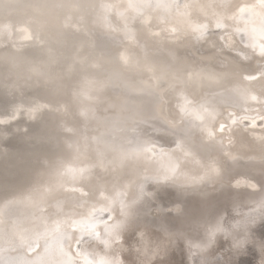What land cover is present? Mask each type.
<instances>
[{"label": "bare ground", "instance_id": "bare-ground-1", "mask_svg": "<svg viewBox=\"0 0 264 264\" xmlns=\"http://www.w3.org/2000/svg\"><path fill=\"white\" fill-rule=\"evenodd\" d=\"M117 1L121 3L116 8L124 10V2ZM179 1L175 0V3ZM227 1L210 0L212 4H223ZM243 2L254 4L257 0H240L235 5ZM98 3V0H0V117L10 116L15 108L22 110V114L14 113V120L0 125V208L5 200H12L14 196L19 201L11 207L10 215L1 217V220H24L27 216L20 219L16 216L24 204L31 205L43 199L46 201L48 196H59L63 191L71 192L73 188H82L80 183H73L70 178L57 175L63 170L62 166L95 165V178L86 177V181L90 180L92 184H106L110 191L105 195L116 196L123 193L127 202L135 199L139 192L138 187L134 185H138L146 175H155L161 170L164 161L152 159L151 152L147 157L124 158L120 145L126 143L130 137L122 135L120 130L130 129L134 120L141 119V113L147 111L144 99L154 96V93L159 98V109H156V102L151 113L156 109V116L176 131L177 140L175 137H155L161 143L158 145L155 141L147 139L150 145L146 146L153 147L157 154L163 152L167 155L176 149L177 143L184 144L183 151H177L173 156V162L180 166V184L184 187L173 184L155 186L152 189L153 198L136 209V215L128 228V237H134L137 231L145 230L153 240L161 239L163 244L169 245L158 257L155 255V244L146 257L143 256L144 249L141 247V264H149L154 258L155 264H187V250L183 241L176 242L173 239L169 244L168 234L163 233L162 229L200 238L206 223L212 222L208 225L211 228L219 221L226 230L240 222V228L231 230L232 236H235L236 232L243 230L246 222L249 226H255L256 234L259 235L262 229L258 220L256 219L254 225L246 213L253 204H257L253 203V200L258 202L264 196V171L263 168L257 169L262 164L248 165L244 162L249 158V154L252 155L249 160L254 156L256 159L264 157V143L258 139L264 136V132L260 131L264 125L257 123L254 132H244L241 127L230 133L226 127L222 137L223 147L218 146L215 140L209 141L206 132L197 133L195 128H190L189 117H182L176 108L180 92L171 90L175 80L167 76L175 75L177 71L171 73V65L165 61L164 55L156 52L157 48L144 50L139 41L127 44L117 36L98 31L94 22H89L95 12L97 18L100 17V10L96 11ZM194 4L199 5V2ZM234 11L233 7L232 15ZM209 13L211 12L209 11L208 15ZM66 18L69 24H63ZM79 18L81 23L78 22ZM233 24L235 25L230 29L226 27L228 31L223 33L214 32L213 25L210 32L212 38L226 36L229 43L237 44L238 49L241 46L240 37L233 34L237 29H243L246 24L238 20H234ZM159 26L162 25L157 22L151 30L146 24L143 32L154 33L159 31ZM21 28L28 31L22 34L19 32ZM160 30L166 32L163 35L165 40L172 39L175 34L170 33L172 29L166 26ZM29 32L33 35L39 34L45 42L44 46L41 47L35 40L27 41L25 37ZM188 38V43L184 45L186 47L179 45L180 49L178 48L183 57L193 52L196 60L201 59L202 55H213L209 51L211 39L208 45H204L197 42L194 35ZM155 39L158 41L159 38L155 36ZM204 50L209 52L204 54ZM122 54L131 57L130 65L125 66L120 61ZM193 57H188V61L183 60L185 66L178 68L179 71L188 67L187 71H180L185 77L189 72H198L201 68L219 74L230 70L227 67L224 70L219 66L213 67L211 64H197L193 69ZM253 61H256L257 65L254 66L253 63L254 68L242 75H258L259 71L264 70V61L258 57L252 59ZM144 80H147L149 87L145 85ZM140 85L146 86V89L141 90ZM165 85L169 87L166 88ZM233 85L224 83L217 86L215 81L209 83L205 80L201 83L197 80L194 86L188 87L189 99L207 93L210 100L224 104L225 115L215 122L218 137L221 136L220 125L232 123L226 118L227 113L234 112L237 116H242L246 108L257 107L253 103L238 105L221 101L222 98L216 94L224 90L231 91L229 88H233ZM148 88H151V91ZM50 93H55V97ZM53 98L59 100L62 110L67 109L66 116L49 111L29 114L28 109L32 107L33 101L46 104ZM83 110L88 111L87 117L80 116ZM250 114L255 115V112ZM148 126L150 125L144 126L146 137L151 136ZM68 127L75 131L71 140L65 134V128ZM248 127H251V123ZM146 137L142 139L145 140ZM69 142L78 143L81 150H69ZM101 153L103 160L100 158ZM185 153H191L199 163L186 159ZM212 159L217 162L214 167L221 169L220 176L202 181L200 177L205 175V169L201 165L211 162ZM221 160L224 162L220 166ZM80 161L84 163L81 164ZM242 178L255 184L256 189L243 184L237 187L236 179ZM30 195L31 201L28 199ZM50 199L51 204L55 202L56 205L60 201L61 205L72 210L83 207L84 204V201H78L72 192ZM93 202L89 200L87 208H91L90 204ZM248 204L251 206L247 207ZM237 205L241 208L234 212L233 208ZM37 206L47 205L43 203ZM177 206L181 209L179 213L172 211ZM38 210L37 208L35 212ZM64 210L66 209L62 208V211ZM221 217H225V220L221 221ZM40 221V224H43L44 219ZM147 241L148 237L145 243ZM6 255L9 253L0 254L3 256L0 264L7 262ZM128 258L134 261L136 257L131 254ZM258 260V253L249 248L245 253L235 254L233 261L230 260L227 264H256Z\"/></svg>", "mask_w": 264, "mask_h": 264}, {"label": "snow or ice", "instance_id": "snow-or-ice-1", "mask_svg": "<svg viewBox=\"0 0 264 264\" xmlns=\"http://www.w3.org/2000/svg\"><path fill=\"white\" fill-rule=\"evenodd\" d=\"M63 6V5H62ZM101 7L111 10L115 6L113 5H101ZM128 7L134 11L141 9H172L179 8L180 5L175 3V0L170 2H163V0H156L155 3L152 0H138L136 3H129ZM185 8H204L208 6L196 5L194 3L185 4ZM215 7V5H213ZM223 7L235 8L233 15L228 19L243 21L246 25L253 24L259 20V27L253 26L250 30L248 28L237 29L233 34L239 35L240 47L237 49L236 43H229L228 38L224 35L212 38V33L209 30V24H194L190 20L187 21L192 34L197 42H202L204 45H209V51L212 52V56L204 59L196 60L193 57L192 67L195 69L197 64L206 65L211 64L213 67H227L229 72L223 74L210 72L207 68H201L198 72L192 71L185 77L181 72H177L174 76L175 83L172 86V91L179 90L180 96L177 108L182 117L194 118L199 121V125H202V132H206L209 141L216 139L215 134V122L223 115L224 104L217 103L210 100L207 93L201 96H193L192 99L188 98L189 85L195 84L197 80L203 83L208 80L209 83L216 82L217 86L227 84H235L231 92L238 95L245 104L253 103L257 105L255 109L251 107L246 108L245 114L237 116L234 112L226 114V118L231 120V124L220 125V135L223 137L224 130L227 127L229 132H233L236 129L243 128L244 132H254L256 130L257 123L264 125V70L259 71L257 76H244L245 72L249 71V67L246 62H250L257 57L264 61V0H257L254 4L246 2L237 5H226ZM259 9V11H257ZM123 16V13H118ZM142 15V13H141ZM186 15V14H185ZM148 27L152 26V22H147ZM127 28V26H126ZM28 29L21 28L19 32L22 34L27 32ZM175 29L172 32L175 33ZM214 32H227L228 29L220 19H217ZM127 35V30L125 31ZM164 30L155 35H163ZM155 38V36L153 37ZM27 41L35 40L41 47L44 46V40L40 38L39 34L33 35L32 32L25 37ZM250 50V51H249ZM120 61L125 65L131 64V57L127 54L120 56ZM183 71H187L185 68ZM260 82L259 90L249 87V85ZM161 84L163 80L160 81ZM227 92V90H226ZM55 97V93H50ZM153 95H155L153 93ZM167 95V93H165ZM228 103V99L225 100ZM29 114L32 115L38 112H55L57 114L67 115V109H61L58 99H49L45 103L32 102V107L28 109ZM21 112L20 108H15L10 116L0 117V125L6 124L10 120L15 119L14 113ZM251 112H255V115H251ZM80 116L87 117L88 111L83 110L80 112ZM150 123H156L155 119L148 114H143L139 121L134 120L132 127L122 128L121 134L130 137L126 143H121V155L124 158L129 157H147V154L151 152L152 159H159L160 161H166L161 164V170H158L155 175H146L141 181L138 182L139 195L131 202H127L123 193H118L116 196L105 195L109 192V188L106 184H92L90 180L86 181L85 177L90 176L95 169V165L92 166H68L63 167L62 171L57 175L60 177H67L73 183H80L82 188L71 189L74 196L78 201H84L83 207H88V201H94L91 204V211L87 215H83L77 209H73L68 213L62 212L61 204L58 202L55 205L57 214H63V220H57L55 222V229L51 235L54 237L57 243V258L53 260L50 257V251L48 247V241L46 234H41L38 231L22 227V221H2L0 220V253H3L7 246L8 250L17 251L23 253V255L17 256L15 259L8 262V264H141V247H143V256L146 257L148 252L152 251V245L156 247V257L160 256L161 251L163 253L169 247L160 240H153L145 230L137 231L134 237L126 236L131 220L136 215V209L142 203L150 200L154 196L152 190L155 186L161 184H173L178 187H184L180 184L182 173L180 166L173 162V156L177 151H183L184 144L177 143L176 149L170 154L163 152L157 154L155 149L150 145V141L142 139L147 135L145 125ZM251 123V127H248ZM235 126V128H234ZM261 132H264V127L260 128ZM65 134L71 140V137L75 135L73 128H65ZM261 143H264V136L258 137ZM221 140V145H222ZM231 143V140H230ZM69 150L75 148L77 152L81 149L77 144L69 142L67 145ZM101 160H103V154H100ZM186 159H192L195 161V157L191 153H185ZM199 163V161H195ZM81 164L84 161H80ZM216 160L212 159L211 162L201 165L205 169V175L200 177L202 181L212 180L220 176L221 169L214 167ZM246 185L252 189H256V185L251 181L242 178L236 179V186ZM62 187V185H57ZM51 191V189H49ZM99 193V196H97ZM78 194V195H77ZM29 201L32 200L31 195L28 197ZM259 203L260 212L250 213L249 218L253 220L255 225L258 217L259 227L262 229L259 235L256 234L255 226H249L246 222L242 231L236 232L229 244L231 252L239 255L245 253L249 248L254 249L258 255L259 260L256 264H264V196L257 202ZM19 203L15 199L5 200L4 205L0 208V217H8L10 215V209L13 204ZM119 203V212L116 215V204ZM97 204H101V207H96ZM251 205L248 204L247 207ZM239 205L233 208L236 212ZM172 211L179 213L180 207L172 209ZM241 215H243L241 213ZM79 216V218H75ZM221 221L225 220V217L220 218ZM206 223L203 225V235L200 238H193L184 235L183 233H172L166 229H162L163 233L168 234L169 244L174 239L176 242L182 240L185 249L187 250V264H217V258L209 257V250L214 247L213 240L218 233L224 232L225 236L228 232L222 226V223L217 221L214 227L209 228ZM239 222L232 225V229L240 228ZM148 237L147 243L145 239ZM44 238L45 251L43 254L39 252L40 240ZM198 241V242H196ZM193 249H199L200 255H192ZM31 254L32 259L26 258L28 254ZM134 254L135 260H130L129 255ZM156 258L152 259L149 264H155Z\"/></svg>", "mask_w": 264, "mask_h": 264}, {"label": "water", "instance_id": "water-1", "mask_svg": "<svg viewBox=\"0 0 264 264\" xmlns=\"http://www.w3.org/2000/svg\"><path fill=\"white\" fill-rule=\"evenodd\" d=\"M98 1H99V3L97 4L96 11L99 12V10H100V17L97 18V15H96L97 12H95V15H93L89 20V22H94L93 24L96 25L95 28L99 29L98 31H101V33L109 34L110 36H117V37H119L120 40H123V42H127V44H134L135 42L139 41L140 47L144 48V50H146V48H147L149 51V50H153V48H157L156 52H160V54L164 55L165 61H167L169 63V65H171V68H172L171 73H176V71L180 72V71L184 70V69H180L178 71V68H182L185 66V62L183 60L188 61L187 58L193 57V54H194V52H193V54L187 53L184 56L186 58H184L183 55L181 54L182 52H178V50L180 49V46H182V48L186 47L184 45L186 43H188V41H189L188 37L193 35L191 29L188 26L187 21L190 20L194 24H209V30H210V27H213V25L216 24L217 19H220V21L223 22L224 25L226 24L225 27H228V29H230V27L235 25V24H233L234 20L228 19L229 17L232 16V13H231L232 8H227V7H223V6L235 5L236 2L240 1V0H228L227 2H224L223 4L222 3L212 4L210 2V0H180L181 4L179 1L178 4L180 5V7L178 9L177 8H172V9L151 8V9H141V10H136V11L130 9L128 7V5H129V3L138 2V0H122V3L124 2L123 4L125 6L124 10H118V8H116L117 5L119 3H121L120 1L119 2L117 0H98ZM196 1L199 2V5L208 6V7L197 8V9L184 7L185 4L194 3ZM152 2L155 3L156 0H152ZM163 2H170V0H163ZM101 5H113L115 7L111 10H107V9L101 7ZM213 5H215V7H213ZM115 8H116V10H115ZM209 11L211 13H209V15H208ZM118 13H123L124 15L121 16V15H118ZM141 13H142V15H141ZM213 17H214V19H213ZM66 20H67V22H66ZM66 20L63 21V24H69L68 18H66ZM144 21H146V22L151 21L152 26H156V24L158 22V25H162V26L158 27L159 31H156L154 33L147 31V34H145L143 32V30H144L147 23L145 22L146 23L145 24ZM160 21L163 23H161ZM78 22L81 23V18H79ZM111 22H112V26H111ZM136 22L138 23L137 25H136ZM126 26H127V28H126ZM164 26H166L167 28H171V29L176 30L174 36L172 37V39L174 38L173 40L171 38H170L171 40L170 39L165 40L163 38V35L166 33L165 31H164L163 35H159V36L155 35V34L160 33L162 31V30H160V28L164 29ZM253 26L259 27V20H257L255 22V25H253V24L245 25L243 27V29L248 28L250 30ZM151 27H150V29H151ZM126 30H127V35L125 34ZM0 32H1V30H0ZM143 33H144V35H143ZM170 33H173V32L171 31ZM154 36H157L159 38L158 41L155 38H153ZM174 41H178V43H176ZM202 52L205 54V53H208L209 51L204 50ZM211 56H212L211 54H206L204 56L202 55V58L207 59ZM246 63L249 67V71H251L254 68L252 66L253 63H254V66L257 65L256 61L252 62V60L250 62H246ZM186 68H188V67H186ZM224 68H226V67H224ZM224 68H223V70H224ZM167 76L174 79L175 75L168 74ZM252 76H257V75H252ZM146 81L144 80L143 82H145V85L147 87H149V85L147 84ZM146 86L140 85V89L141 90L146 89ZM234 86H235V84L233 85V87ZM165 87L168 88L169 86L165 85ZM228 87H230V86H228ZM249 87H252V88L259 90L260 82L257 81L256 83L249 85ZM148 89L151 91V88H148ZM229 89L232 90V88H229ZM112 90L116 91L115 89H112ZM224 92H225V94H224ZM216 95H219L222 98L221 101H225L226 99H228V104H230L229 102H231L232 104H238V105L244 103L243 100H241L238 95L232 93L231 91L226 92V90H224V91H221L219 94H216ZM179 96L180 95H178V99H179ZM144 101L146 102V104H145L146 108L145 109L147 111H144V113H141L140 116H142L143 114L146 113V114L150 115L152 118H154L156 121V123H150L149 124L150 126H148V127L150 128L149 131H150L151 136L146 137V135H145V137H146L145 140L149 139L151 141H155L159 145L161 142L159 140H157L155 137H159V138L160 137H162V138L175 137L177 135L176 131H174L172 129V127L168 126L160 118H158L156 116L158 114H155L156 109H159L158 108L159 98L157 97V94H155L154 96H151V97H147V99H144ZM156 102H157V108L154 109L153 113H151V111L153 110V104H155ZM179 102H181V101L179 100ZM189 119L190 120H189L188 124H189L190 128L192 126L193 128L196 129L197 133L202 132L201 129L203 126L199 125V121H196V120L193 121L194 118H190V117H189ZM215 134H216V139H215L216 143L218 144V146L220 145V147H223L224 144L221 145L222 137L221 136L218 137L219 132L215 131ZM142 138H144V137H142ZM174 139L177 140L176 137ZM179 140H181V139H179ZM175 142H177V141H175ZM247 156L249 158H251L250 156H252V155L249 154ZM263 156H264V154H263ZM249 158L245 159L246 161L244 163H246L248 165L254 164V163L262 164L261 166H259V168H257V167L256 168L260 169V170H261V168H263V171H264V162H263L264 157H261L260 159H256L254 156L253 159H250V160H249ZM165 162L166 161H164V163ZM223 162H224L223 160L220 161V166L222 165ZM257 162H259V163H257ZM93 172L90 176H86L87 179L95 178V175H93ZM130 190L131 189H129V192H130ZM69 194H71V192L66 190V191L61 192V194H59V196H48L46 201L43 199L37 203H32L31 205H25L24 204V206L18 210V215L21 214V216L16 215L17 219H20V218L27 216L24 220H20L23 222L22 223L23 226L21 225L22 227L32 229L33 231H38L41 234H46V239L48 241V247H49V251H50V257L53 260H55L57 258V252H56L57 243H56V240L54 239V237L51 235V233L55 229V226H56L55 222L57 220H63L64 215L63 214H59V215L57 214V211H56V208L54 205L55 202L53 204H51L52 199H50V198H52V197L59 198V197L66 196ZM136 196H137V194H136ZM190 200H191V198H190ZM43 203H45L47 206L46 207L45 206L44 207L37 206L39 204L42 205ZM48 204H51V205L48 206ZM117 205L118 204H116V213H113V215H116L119 212L120 205H118V206ZM253 205L254 206H252L251 209H249L247 211V213H246L247 216L250 213L258 214L260 212L259 203H257L256 205L255 204H253ZM61 207L63 209H66V210L62 211L63 213H68V212L72 211V209L66 208V206L63 204L61 205ZM97 207H99V206H97ZM37 208L39 210L37 212H35ZM77 210L79 212H82L83 215H87L91 211V208L80 206L79 208H77ZM28 218H30V219H28ZM75 218H79V216H77ZM41 219H44V222H42L43 224H40ZM0 220H1V217H0ZM257 220H258V217H257ZM26 221H27V223H25ZM240 225H241V223H240ZM231 230H232V228H231V226H229V228L226 229V231L228 232L227 236H225L224 232H220L217 234V236L213 240V243L215 245L212 249L209 250L208 256L217 258V264H227V262H230V260L232 262L234 257H235V253L231 252L229 249V244L232 242V239L234 237V236H232ZM128 231H129V229H128ZM128 231L126 232V236H129ZM4 247L6 250L3 253H6V252L9 253V255H6V256H8L7 257L8 260L4 264H8L9 261L15 259L17 256L23 255V253H21V252L8 250L7 246H4ZM44 251H45V244H44V238H42L40 240V244H39V252H40V254H43ZM254 252L256 253L255 250H254ZM193 253H194L193 255L199 256L200 250L194 249ZM1 258L3 259V256H0V260H1ZM26 258L32 259L33 257L29 253Z\"/></svg>", "mask_w": 264, "mask_h": 264}]
</instances>
